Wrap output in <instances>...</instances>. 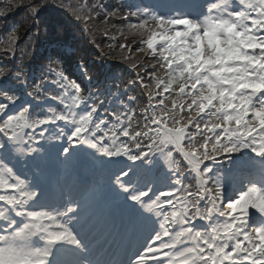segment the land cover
<instances>
[{
  "label": "snow or ice",
  "instance_id": "obj_1",
  "mask_svg": "<svg viewBox=\"0 0 264 264\" xmlns=\"http://www.w3.org/2000/svg\"><path fill=\"white\" fill-rule=\"evenodd\" d=\"M59 6L85 33L107 9ZM12 7L39 37L48 0L0 17ZM113 16L123 87L58 56L30 78L16 26L0 39V264H264V0H121ZM53 156L91 162L81 187L52 192ZM97 175L118 220L103 244L85 213Z\"/></svg>",
  "mask_w": 264,
  "mask_h": 264
},
{
  "label": "trees",
  "instance_id": "obj_2",
  "mask_svg": "<svg viewBox=\"0 0 264 264\" xmlns=\"http://www.w3.org/2000/svg\"><path fill=\"white\" fill-rule=\"evenodd\" d=\"M20 1H16V0H13V5H15L16 3H19ZM28 2V0H23V3L26 4ZM9 2H6V1H2V6L5 7ZM25 8L24 7H19V8H15V7H12V8H8L7 9V12H6V15H5V19H7V16L9 14L10 11L12 10H24ZM105 24H101L99 26V22L96 20V21H93L92 23V28H94V35L98 36L102 31L105 30L104 28ZM110 26L114 27L115 29H113V33L115 34L116 33V28L119 29L120 27V21L116 18V21H111V24ZM118 32V30H117ZM90 37L93 38V34L92 32L89 33ZM97 45H95L94 43V46L96 47V52L99 54V55H102L101 53L105 54H108V50H105L103 48V45L102 44H98L96 41H94ZM118 45V44H117ZM110 46V45H108ZM112 47V46H111ZM117 47V46H116ZM116 47H113V48H116ZM120 50V49H118ZM135 49H133L132 51L135 53L134 51ZM103 51V52H102ZM121 51V50H120ZM127 53L125 52L123 55H126Z\"/></svg>",
  "mask_w": 264,
  "mask_h": 264
},
{
  "label": "rangeland",
  "instance_id": "obj_3",
  "mask_svg": "<svg viewBox=\"0 0 264 264\" xmlns=\"http://www.w3.org/2000/svg\"><path fill=\"white\" fill-rule=\"evenodd\" d=\"M118 37H120L121 39H123L124 40V37L123 36H120V35H118ZM130 39V38H129ZM69 163H71V162H69ZM68 164V163H67ZM64 167V164H59V166H58V168H63ZM103 200V199H102Z\"/></svg>",
  "mask_w": 264,
  "mask_h": 264
}]
</instances>
